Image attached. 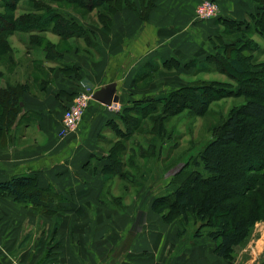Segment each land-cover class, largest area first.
Segmentation results:
<instances>
[{"label":"trees","instance_id":"obj_1","mask_svg":"<svg viewBox=\"0 0 264 264\" xmlns=\"http://www.w3.org/2000/svg\"><path fill=\"white\" fill-rule=\"evenodd\" d=\"M156 1L139 0L138 5L131 0H0V60L11 52L9 37L17 33L29 35V43L42 49L49 62L56 55L63 59L56 45L42 34L52 33L63 40L82 38L90 47L96 44L95 34L82 25L80 17L73 11L81 14L96 12L100 26L107 32L114 17L124 10L134 11L146 21ZM249 2L256 11L243 21L219 20L224 30L210 40L213 55L183 66L176 60L162 62L167 71L184 70L188 73L196 68L194 74L217 72L233 83L197 80L170 93L146 95L131 107L122 106L115 118L108 122V126L114 125L113 132L120 142L113 145L104 162L89 165L90 168L94 165L96 172L100 171L106 184L118 178L141 186V182L137 183L125 171L128 146L121 139L126 141L136 134L140 137L146 135L150 138L145 140L148 149H141L139 155L156 162V157L161 156L158 143L167 133L166 122L185 112L191 117L201 118L218 101L244 98L246 101L234 106L228 119L217 128L214 139L169 177L164 192L155 196L151 205L152 212L165 224H180L178 239L191 230L193 242L203 239L213 242L214 255L230 263L235 259L237 249L246 246L256 224L264 222V61L255 62L254 55L262 48L256 37L264 40V0ZM20 11H24L23 14L17 15ZM226 37H231V41L227 42ZM60 69L66 73L77 70L69 64H62ZM29 92L28 84L0 87V145L19 120L24 109L21 103ZM146 122H149L147 131L144 127ZM128 162L141 170L132 155ZM148 183L146 180L143 186ZM5 197L32 203L37 211L52 207L47 211L50 216L64 214L69 208L61 204L60 198L65 197L55 193L51 187H41L36 175H17L1 182L0 198ZM140 219L141 216L130 231L132 238L143 226L142 223L138 225ZM60 222L58 218L55 230ZM46 256L42 264L62 263L58 253L52 249Z\"/></svg>","mask_w":264,"mask_h":264},{"label":"crops","instance_id":"obj_2","mask_svg":"<svg viewBox=\"0 0 264 264\" xmlns=\"http://www.w3.org/2000/svg\"><path fill=\"white\" fill-rule=\"evenodd\" d=\"M131 1L139 5V0ZM204 1L157 0L146 21L136 12L124 10L114 17L107 32L97 19L90 20L91 24L83 22L82 25L96 36L93 47L82 38L63 40L53 35L51 41L63 54L62 64L72 65L77 69L75 72H63L62 66L46 60V54L39 48L32 50L24 59L20 57V62L29 63L27 66L17 62L12 65L15 70L12 80L17 78V74L25 73L26 81L22 82H27L30 92L24 95L21 103L24 109L19 120L0 145V183L17 175H36L41 187H51L65 198L68 197L65 192L69 193L76 204L72 210L79 212L74 214L75 217L92 220L89 225H93L98 215L102 213L106 218L107 214L112 227L116 228L111 211L107 213L101 209L103 207L93 209L94 205L100 204L106 182L100 171H95L94 165L89 167L93 157L103 149L100 134L116 113L92 101L78 129L62 135L64 111L81 91L86 89L94 94L108 84H117L121 107L129 106L134 99L146 95L157 96L187 86L191 82L187 72L167 71L162 62L176 60L183 66L191 61L204 60L214 54L211 38L224 30L220 19L243 21L256 11L249 0H213L219 7L218 19L199 21L196 10ZM7 199L6 204L11 203L12 212L16 213L13 221L17 222L0 225V264H42L45 258L42 252L45 250L47 255L49 249L45 243L48 233L44 243L40 242L34 249L30 242L21 246L26 237L36 234L37 230L35 226L26 228L23 223L18 224L19 218L23 217V206L28 205L27 213L34 217L54 218V222L60 218L59 227L70 208L64 214L46 216L35 210L32 203L17 202L13 197ZM4 201L5 198H0V204ZM6 204L2 207H7ZM116 216L122 217L118 212ZM52 222L46 220V232H49ZM67 224L69 221L66 220L65 229ZM184 243L169 245L167 256L156 253L159 248L156 243L152 259L140 256L152 247L147 249L148 246L142 243H134L132 255L120 263L115 260L114 264H264V226L257 229L256 239L236 251V258L231 263L214 255L213 242L194 241L193 244L188 243V247ZM56 251L60 257L58 248ZM60 260L62 264L66 263L64 257ZM67 262L82 264V259L74 258Z\"/></svg>","mask_w":264,"mask_h":264},{"label":"rangeland","instance_id":"obj_3","mask_svg":"<svg viewBox=\"0 0 264 264\" xmlns=\"http://www.w3.org/2000/svg\"><path fill=\"white\" fill-rule=\"evenodd\" d=\"M209 1L213 2V0H206L203 3ZM53 5L59 7L56 4ZM61 7L70 9L67 5H61ZM23 12L24 11H20L17 15H21ZM72 13L75 16L80 17L82 24L83 22L91 24L90 20L97 19L96 12L81 14L80 12L73 11ZM53 35L54 34L52 33H47L42 34L41 36L52 42L51 39H53ZM29 38V35L24 33H17L9 37L11 52L7 57L0 60V87H6L8 84L18 85L27 83L22 82L26 81L27 76L25 73H21L19 75L16 73L17 78L14 76L15 78L12 80V74L15 70L13 71L11 67L12 65H15L16 62L18 64L22 63L18 60L20 57L24 59L25 56L30 54L32 50L38 49L29 43ZM225 39L229 42L232 38L226 37ZM256 40L259 41L262 46L260 51L254 54L256 58L255 62L260 63L264 61V40H258L257 37ZM246 54L249 55L250 53L246 51ZM28 63L29 61L22 63V65L27 66ZM52 63L62 66V57L56 55L53 58ZM195 70L197 69L195 68L194 71ZM194 71L188 72V75L190 76L188 81L191 80L190 83L197 80L233 83L229 78L217 72L194 74ZM39 78L40 76L38 75V79ZM143 98L144 96L136 100L134 99L129 107H131L135 101ZM244 101H246L244 98L223 99L212 104L211 109L209 110L210 112L204 117H191L187 112H185L182 115L166 122L167 133L165 134L163 140L158 143V150L160 149L161 156L156 157V162L150 161V159L139 155V151L141 149H148V142L145 140L147 139L149 141L150 138L146 137V135L140 137L136 134L134 138L126 141L125 139H121L122 143L128 146V155H125L126 157L124 162L129 167L127 166L125 171H128L132 177L136 179V182H141L142 185L138 186L139 184H130L129 182L115 178L105 185L106 188L102 198L100 199V204H96L93 207V209L96 210L103 207L101 209L103 211L105 210L107 213H110L109 211H111L110 214H113L111 218L112 222L117 227H112V223L107 214L106 218H104V214L102 213L98 215V218L95 219L93 225H89V221L92 220L85 219L82 216L75 217L74 214L79 213L78 211L72 210L76 205L75 201L70 197L68 192H65L68 194H66L68 197L66 196L67 198L60 199L62 200V205H66L70 208L68 212L69 214L67 213L63 217V222L57 230L54 229L56 223L54 222V218L50 219L49 217H34L32 215H28L27 210L29 206H23L24 210L22 211H24L23 217L25 219L24 222H22L23 217L19 218L18 224L23 223L26 228L30 226H35L37 228L36 234L28 235L26 237L24 241L25 246L30 242L34 249L38 247L37 245L40 244V242L44 243L47 238L45 243L46 246L50 248L48 251L52 249V251L54 250L57 252L56 246H58L60 257L62 259L64 257L66 261L65 264H68L67 260L74 258L82 259V264H91L94 262L95 264H108L110 261L111 264H114L115 260L120 263L124 260V258L132 255V246L134 243H142L144 246H148L147 249L152 247V250H145V253H140V256L148 259L153 258L155 252L153 247L156 248V243L159 244V248L156 253H159L160 255L163 254V256H167L168 246L173 243L177 244L179 242H185V247H188V243L193 244V233L191 230H189L181 239H178L177 230L175 229L177 227L181 228L180 224H165L160 216L152 212L151 204L155 196L164 192V187L169 182V177L171 175L173 176L188 161L190 156H196L199 154L203 148L214 139L217 128H219L228 119L232 108L243 104ZM121 109L122 107L117 113H119ZM116 114L114 115L116 116ZM148 126L149 122H146L144 125L146 131L148 130ZM113 131L114 125L106 127V130H104L101 134L100 146L103 147V149L97 153L96 158L92 161L93 164L104 162V160L107 159V154L110 153L113 145L120 142L118 136L114 134ZM135 141H138L137 143L139 144ZM134 145L136 147H132ZM131 155L134 163L140 167V171L137 170L138 168L136 169L129 165L128 161ZM142 175H144V177H142ZM146 180H148L149 183L143 186ZM65 189L67 190L68 187ZM7 198L8 197H5V204L9 201ZM3 204H0V225L16 224L17 221H13V218L16 217V213L12 212V207H10L11 203L6 204L8 205L7 207H2ZM49 209L53 208L47 207L45 211L38 210V212L42 215H44L43 213H46V216H50L48 215L49 212H47ZM117 212L118 215H121L122 217H117ZM140 216L141 219L138 225L142 223L143 226L142 228H138V233L134 238H132L129 236L130 231L137 220H139ZM114 219L117 221L115 222ZM46 220L53 221V225L49 228V232H46L48 231V228H46L48 225ZM66 220L69 221V225L67 224L68 227L65 229L64 223H66ZM262 226H264V222H258L256 224L248 243L246 246L240 248V250L247 247L252 240L256 239V231L257 229H261ZM46 233H48V235L44 238ZM39 237L42 238L41 241L38 242ZM203 240L206 241V239ZM44 251L45 250H43L42 255L47 257Z\"/></svg>","mask_w":264,"mask_h":264},{"label":"built area","instance_id":"obj_4","mask_svg":"<svg viewBox=\"0 0 264 264\" xmlns=\"http://www.w3.org/2000/svg\"><path fill=\"white\" fill-rule=\"evenodd\" d=\"M219 15V7L215 2L202 3L196 10V18L199 21H208L216 18ZM93 93L89 90L81 91L73 100L62 117V135H67L70 132L76 131L83 121L90 104L93 101ZM112 113H117L121 106L120 104H112L106 106Z\"/></svg>","mask_w":264,"mask_h":264},{"label":"water","instance_id":"obj_5","mask_svg":"<svg viewBox=\"0 0 264 264\" xmlns=\"http://www.w3.org/2000/svg\"><path fill=\"white\" fill-rule=\"evenodd\" d=\"M94 101L99 102L105 106L112 104H119L120 95L118 94V86L116 83L108 84L105 87L96 91L92 98Z\"/></svg>","mask_w":264,"mask_h":264}]
</instances>
